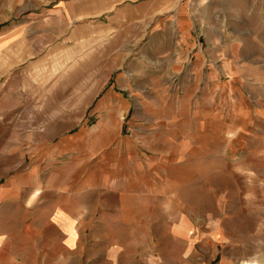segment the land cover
Returning <instances> with one entry per match:
<instances>
[{
	"label": "rangeland",
	"instance_id": "obj_1",
	"mask_svg": "<svg viewBox=\"0 0 264 264\" xmlns=\"http://www.w3.org/2000/svg\"><path fill=\"white\" fill-rule=\"evenodd\" d=\"M33 1L13 6V25ZM36 2L33 31L59 39L12 48L59 51L44 96L76 114L77 164L115 147L98 113L121 115L125 185L145 198L76 218L65 264H264V0ZM35 221L0 216V237L21 247Z\"/></svg>",
	"mask_w": 264,
	"mask_h": 264
},
{
	"label": "crops",
	"instance_id": "obj_2",
	"mask_svg": "<svg viewBox=\"0 0 264 264\" xmlns=\"http://www.w3.org/2000/svg\"><path fill=\"white\" fill-rule=\"evenodd\" d=\"M21 1L0 0V216L41 217L42 222L19 227L21 247L12 243L5 230L7 234L0 237V264H47V259H52L51 264H65L61 251L74 247V234L84 229L76 218L116 215L129 198L137 208L145 198L125 185L121 115L98 113L99 121H112L101 126L105 135L113 127L110 141H115V147L108 149L106 139L103 153L97 156L99 179L93 180L92 162L98 158L89 147L79 158L83 161L76 163V114L61 113L52 93L44 96V89L59 85L55 67L59 51L45 54L28 45L12 48L16 41L57 40L59 35L33 31L31 25L41 20L37 0L31 3V15L16 16L18 24L13 25V6ZM158 135L154 140L166 138L164 132ZM134 179L138 187L145 184L140 177ZM154 188L151 198L157 201L159 186Z\"/></svg>",
	"mask_w": 264,
	"mask_h": 264
}]
</instances>
